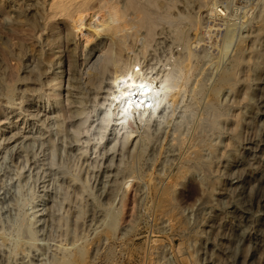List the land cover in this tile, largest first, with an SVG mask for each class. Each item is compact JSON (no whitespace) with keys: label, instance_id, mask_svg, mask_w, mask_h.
Instances as JSON below:
<instances>
[{"label":"rangeland","instance_id":"rangeland-1","mask_svg":"<svg viewBox=\"0 0 264 264\" xmlns=\"http://www.w3.org/2000/svg\"><path fill=\"white\" fill-rule=\"evenodd\" d=\"M228 1L217 0V10L227 13ZM174 31L158 24L145 50L140 41L128 42L120 63L137 61L158 86L182 52ZM14 42L0 36L1 45L12 46L7 59L0 57V264H206L210 254L230 264L233 230H254L261 209L253 195L236 217L223 210L235 187L228 159L247 146L251 130L245 128L242 140L217 158L210 184L199 177L181 182L179 157L150 145L136 158L143 134H155L163 114L157 111L149 119L148 110L143 114L132 106L121 112L120 103L111 104L114 65L96 80L89 73L80 80L88 119L75 134L74 125L63 124L62 108L48 98V69L32 71L37 48L27 44L20 49ZM8 68L14 69L13 78ZM134 164L141 177L137 184L124 175V168ZM159 174L165 177L160 187L176 185V213L183 227L171 228L159 216L150 179ZM115 182L122 189L113 194ZM208 196L211 203L204 205ZM197 233L200 240H191ZM76 240L82 254L74 252ZM255 264H264V250Z\"/></svg>","mask_w":264,"mask_h":264},{"label":"bare ground","instance_id":"bare-ground-1","mask_svg":"<svg viewBox=\"0 0 264 264\" xmlns=\"http://www.w3.org/2000/svg\"><path fill=\"white\" fill-rule=\"evenodd\" d=\"M230 3L224 13L217 10V0H0V36L16 39L12 45L20 49L27 44L37 48L30 60L32 71L48 69V98L62 108L63 124L74 125L75 134L88 119L80 80L84 73L97 79L114 65L110 103H120L121 112L132 106L143 114L148 110L149 119L157 111L163 114L157 132L143 134L136 158L150 145L164 149L179 157L176 176L181 182L199 177L210 184L217 158L249 128L247 146L228 159L235 187L223 210L236 217L242 202L258 196L255 231L237 227L227 250L230 264H255L264 250V0ZM160 23L175 28L182 52L157 86L151 72L137 61L121 64L119 55L130 49V41H140L145 50ZM11 50V45L0 44V57L7 59ZM13 70L8 68L9 78ZM124 169L134 183L141 180L135 164ZM150 179L155 181L160 218L171 228L185 226L176 213V185L160 187L165 180L161 174ZM120 184L114 183L113 194L122 189ZM203 202L211 203L210 197ZM191 240H200L199 234ZM74 243V252L82 254L78 240ZM241 248L244 253H239ZM206 264L221 263L210 254Z\"/></svg>","mask_w":264,"mask_h":264}]
</instances>
